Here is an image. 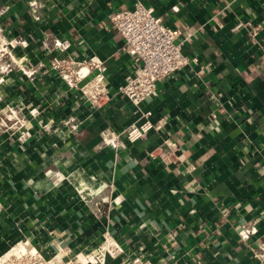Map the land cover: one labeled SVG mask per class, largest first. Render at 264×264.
<instances>
[{
  "label": "crops",
  "instance_id": "0c3cea01",
  "mask_svg": "<svg viewBox=\"0 0 264 264\" xmlns=\"http://www.w3.org/2000/svg\"><path fill=\"white\" fill-rule=\"evenodd\" d=\"M135 1L0 0V119L25 120L0 127V256L86 252L109 232L122 251L106 264H264V0H140L188 61L139 108L116 92L136 63L108 16ZM94 56L97 104L51 66ZM143 110L165 124L129 142ZM166 137L169 168L150 155Z\"/></svg>",
  "mask_w": 264,
  "mask_h": 264
},
{
  "label": "built area",
  "instance_id": "2783aa9c",
  "mask_svg": "<svg viewBox=\"0 0 264 264\" xmlns=\"http://www.w3.org/2000/svg\"><path fill=\"white\" fill-rule=\"evenodd\" d=\"M108 16L124 41L125 51L134 55L136 63L133 74L126 76L116 92L126 97L132 106L139 108L154 92L158 81L172 76L187 64V56L182 52V43L176 42L177 32L155 16L152 9L140 0H136L130 8L110 12ZM3 52L0 50L1 55ZM77 65L78 67H75V62L59 58H54L51 62V66L60 72L69 87L77 89L92 104L99 103L102 97L109 94L108 88L102 84V62L94 56L86 64ZM11 69L10 62L0 63V79L2 72ZM89 70H95V73L81 84ZM2 114L0 127L4 129L17 130L18 126L25 124L19 110H13L8 105ZM155 123L160 127L165 124V120L160 118L154 122L150 110L141 111L139 117L125 127L126 140L133 142L143 138L156 127ZM178 149L177 143L166 137L158 146V150H152L150 155L162 162L165 168H169L177 158ZM256 232L257 227L254 224H247L238 230V236L246 240ZM121 251L118 242L109 232H105L102 241L86 252H73L69 247L63 246L58 247L49 258H45L37 248L24 243L0 256V264H106L107 257H117Z\"/></svg>",
  "mask_w": 264,
  "mask_h": 264
}]
</instances>
